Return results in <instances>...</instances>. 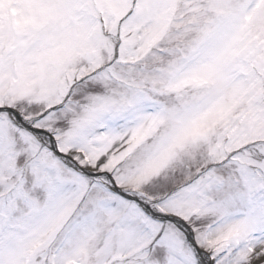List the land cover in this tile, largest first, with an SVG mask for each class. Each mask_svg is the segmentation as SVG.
<instances>
[{
    "label": "snow or ice",
    "instance_id": "1",
    "mask_svg": "<svg viewBox=\"0 0 264 264\" xmlns=\"http://www.w3.org/2000/svg\"><path fill=\"white\" fill-rule=\"evenodd\" d=\"M0 264H264V0H0Z\"/></svg>",
    "mask_w": 264,
    "mask_h": 264
}]
</instances>
